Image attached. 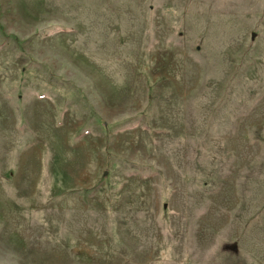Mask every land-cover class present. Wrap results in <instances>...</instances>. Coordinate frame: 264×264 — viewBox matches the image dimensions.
<instances>
[{"label":"rangeland","instance_id":"1","mask_svg":"<svg viewBox=\"0 0 264 264\" xmlns=\"http://www.w3.org/2000/svg\"><path fill=\"white\" fill-rule=\"evenodd\" d=\"M0 264H264V0H0Z\"/></svg>","mask_w":264,"mask_h":264}]
</instances>
